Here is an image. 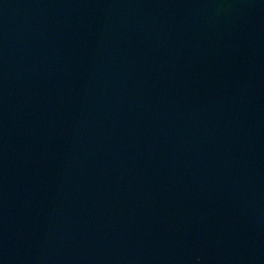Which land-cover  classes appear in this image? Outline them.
<instances>
[{
    "label": "water",
    "instance_id": "water-1",
    "mask_svg": "<svg viewBox=\"0 0 264 264\" xmlns=\"http://www.w3.org/2000/svg\"><path fill=\"white\" fill-rule=\"evenodd\" d=\"M0 264H264V0H0Z\"/></svg>",
    "mask_w": 264,
    "mask_h": 264
}]
</instances>
